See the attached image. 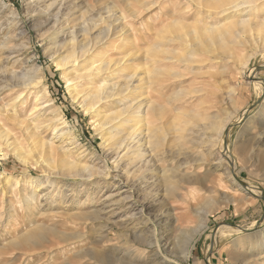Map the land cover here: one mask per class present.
<instances>
[{
	"label": "rangeland",
	"instance_id": "374dc122",
	"mask_svg": "<svg viewBox=\"0 0 264 264\" xmlns=\"http://www.w3.org/2000/svg\"><path fill=\"white\" fill-rule=\"evenodd\" d=\"M189 1L144 0L148 6L144 9L134 0H0V43L7 41L17 48L0 50V132L7 135L0 139V174L7 176L0 179V264H264L261 247L251 249L256 238L236 244L239 237L264 233V110L260 113L264 106V25L259 22L263 17L253 12L254 16L246 15L251 21L241 24L238 13L221 11L234 0ZM198 2L214 5L209 6L212 13L198 10ZM53 3L65 15L75 13L71 25L79 23L82 15L93 16L98 29L118 24L101 42L95 44L90 38L94 49L86 62L95 57L97 64L121 61L139 69L138 63L146 66L143 59L152 46L161 44L166 49L159 66L169 68L162 70L165 73L151 94L158 108L152 115L156 137L151 139L158 180H150L139 191L134 209L143 205L144 213L123 225L114 224H122L120 214L105 213L111 210L105 202L117 192L131 195L138 185L136 167L127 166L122 152L121 169L113 168L116 153L112 140H107L116 132L110 125L100 128L104 116L121 107L122 98L101 101L98 113L86 112L81 100L91 84L88 78H80L74 83L84 92L75 101L76 93L69 92L64 78L78 77V73L72 64L59 66L68 41L64 34L56 35L62 28L54 27L59 7L48 8ZM207 26L216 29L206 31ZM93 32L94 37L98 31ZM177 35L186 37V43L170 41ZM190 43L195 51H190ZM109 74L92 85L108 82ZM16 75L43 78L37 91L47 88L52 106L34 114V89L23 98L26 102H16L17 109L11 105L4 111L5 104H12L20 93L9 91L10 87L4 90ZM138 92L141 98L145 96ZM54 114H60L67 125L51 121ZM227 123L212 151L206 139L218 137L220 127ZM63 126L62 131L72 132L75 145L59 135L62 131L57 133ZM108 132L115 133L105 137ZM10 144L19 148L26 163L11 151ZM126 168L129 175L124 174ZM164 176L175 178L178 197L167 194ZM32 177L44 182L35 195L25 183ZM15 178H20L19 185L13 182ZM193 179L201 180L193 186L197 197H190L194 190L185 185ZM247 186L256 189L258 196L246 191ZM109 215L110 222L105 219ZM145 239L159 240L163 252L155 244H141Z\"/></svg>",
	"mask_w": 264,
	"mask_h": 264
},
{
	"label": "bare ground",
	"instance_id": "6f19581e",
	"mask_svg": "<svg viewBox=\"0 0 264 264\" xmlns=\"http://www.w3.org/2000/svg\"><path fill=\"white\" fill-rule=\"evenodd\" d=\"M143 1L144 0H134L135 3L142 5L144 9L148 8V6H146L145 2H143ZM191 1L192 0H190L189 2H191ZM129 2L130 1H128L127 3L129 4ZM148 3H150V2H148ZM148 3H147V5H148ZM195 4L196 3H194L193 5H195ZM206 4H208L210 7L214 8V5L212 6L211 3L207 2ZM56 5H58V4L56 3ZM53 6H54V3L49 5L48 8H51V10H52ZM209 6H207V5L204 6L203 2H198L196 4L197 9L200 11L202 10L203 13L213 11V10H211V8ZM218 6H220V5H218ZM54 7H56V6H54ZM54 7H53V9H54ZM57 7H59V6H57ZM67 8H70V7H67ZM73 8H75V7L73 6ZM193 8H195V7H193ZM61 9L62 8L59 7L58 13L54 17L55 18L54 27L57 25L59 27V29L62 28L63 33L58 32L56 35H57V37H60L64 34V36L67 37L68 45H66L67 48L65 49L67 54L62 59L61 63H59V66H61V68L62 67L67 68L68 65L69 66L74 65L73 71L75 74L78 73L77 74L78 77H74V78H71V77L66 78L65 77L64 78L66 83H67V88L69 89V92H71V93L75 92L76 93V96H74L75 101L78 99L79 94L84 92V90L79 91L77 86H75V83H74V81L76 79H80V78L81 79L82 78H85V79L88 78L90 80V84H91V88L88 89L87 92H85V95H84L85 98L83 100H81V104H83L87 110L86 112H94V113L97 112L98 113V111H99L98 105L101 103V101L108 100V99L113 98V97H114V99H116L115 98L116 96L122 98L121 99V102H122L121 107L119 109H117L115 112H113L111 115L104 116V118H103L104 120H103V122H101L100 128L104 127L106 125H110V128L115 130V132H116V133L115 132H108L105 134V137H107V136H110L112 133H115L108 140L106 139L107 141L112 140L114 152L116 153V159H114L115 160L114 162L116 163V165H113L114 166L113 168H115L117 170L118 167L121 166L120 165L121 164L120 161L122 160L121 153L123 152L122 156H127V159H128L127 161L129 162L127 166H129L130 168L136 167L135 173H134V174H137L135 176L136 177L135 182H138V185L141 186L138 188L137 187L138 185L136 184L134 186V189L132 188V190H131V195H123L124 192L123 193L117 192L115 195L113 194L112 196L111 195L108 196L107 199L105 198L106 199L105 203H108L106 206L107 207L106 209H111L109 212L106 211L105 213L106 214L111 213L112 217H113V215L115 216V215L120 214L121 217H124V219L122 220V224L117 223V221H115L114 224L123 225L125 222H130L132 219L138 218V216H141L144 213V211H145L144 207L145 206H143V205H142L141 209H134L136 204L139 202V196H140L139 191H141L143 187L147 186V184H148L147 182H149L150 180H153L154 183H156V180H158L156 178V175L158 174V172H157V170L153 169V167H154L153 160H154L155 154H154L153 148H151L152 142H153V141L151 142V139H153V137L154 138L156 137L155 133H154L155 130L152 127V115L156 113L155 111H157L158 108L156 109L155 101L153 100L154 97H152L151 94H152V91H154L155 86L159 83L161 76L165 73L162 70H167V68H169L167 66H159V65H161L160 62H162L161 59H164V58H161V52L162 51L164 52L166 49L163 50L164 48H162L161 44H156L154 47L152 46V48L149 49L147 56L146 57L144 56V59H143L144 62H146V66H144L145 65L144 63H143L144 65L142 63H138L139 65L137 64V66H138V68L140 67L139 69L129 68L130 66L128 64L122 65L121 61H119L117 63H115L116 62L115 61L113 64H112V62H106L104 64H100V63L97 64L94 61L95 57L89 58V59H91V61L86 62V60H87L86 57L88 55H91L90 52L94 49L93 46L91 47L92 44L90 43V40L92 39V42H94V40H96L95 44L101 42L106 37V35H105L106 32L107 31L110 32L111 28H115L114 25H116V24L111 22L110 24L108 23V25H105L104 27H101L98 29V27H99L98 22L96 20H94L95 18L93 19V16L91 19H88L84 15H82L79 23H75L74 25H71V22H72L71 18L75 13L74 14L68 13L67 15H65L64 12L61 11ZM230 9H231L232 13L235 12V13L239 14L240 19L238 20V22L241 24H246V23L250 22L251 19L246 18L247 17L246 15L247 14L249 15V14L254 12L253 14L258 15V16L261 15L263 17L262 19L259 20V22L262 25H264V0H234L233 2H230L221 11H222V13H224V12L230 11ZM78 10H76V11L79 12ZM99 13H100V11H99ZM214 13H217V12L215 11ZM207 14L209 15V13H207ZM238 14H237V16H238ZM253 14H251V15H253ZM132 15H133V13H132ZM99 17H101V16H99ZM133 17H134V15H133ZM74 18L79 19V16L74 17ZM67 19L69 20L68 22H67ZM106 20H107V18H106ZM121 20H123V19H121ZM101 21H105V18L102 19ZM119 21H117V22L119 23ZM65 22H67V25H64ZM90 22H92V23L90 24ZM67 27H69V30L67 29V31H65L66 30L65 28H67ZM96 29L98 32H97L96 36L93 37V35H94L93 33H95L93 31ZM214 29H216V28L210 27V26H207L205 28L206 31H210V32H212ZM54 32H56V31H54ZM185 38L186 37H184L183 35H180V36L177 35L170 41L171 42L179 41V42L186 43L184 41H187L186 40L187 38L186 39ZM9 44L10 43H8L7 41H5V42L3 41V43H0V45H1L0 50H3L7 46H8L9 51L14 50L15 47L9 46ZM58 44H60V43H58ZM189 45H190V51L196 50L195 45H191V43ZM64 46H63V48H64ZM15 49H17V48H15ZM138 58H136L135 63L138 62L137 61V60H139ZM141 58H143V57H141ZM182 60H185V59L183 58ZM104 61H106V60H104ZM140 61H142V60L140 59ZM167 61H170V59H167L166 62ZM83 62H86V64H81ZM70 64H72V65H70ZM129 64H131V63H129ZM245 65L246 64H244V66ZM77 68H79V69H77ZM127 70H130V71L126 72V74H125L124 72ZM6 71H8V70H6ZM106 73H110L108 82H105V83L103 82L104 84L99 85V86L98 85H96V86L92 85L93 80L94 81H95V79L99 80L100 77ZM28 76H30V75H28ZM176 77H179V75L177 74L175 76V78ZM0 78H3L2 75H0ZM13 78L15 81L4 86L5 87L4 90L7 89V87L8 88L10 87L9 91L16 90V93L19 91H20V93L18 95H16V97H14L12 104L5 102L6 106H4V111H8V109L10 108L11 105H13V107L17 109L19 103L16 105V102H18V101L19 102L22 101V103L26 102L25 100H23V98L27 94H30L29 93L30 90H34V89H36L35 97L37 99L35 106H33V108H32L34 111V114L41 111V110H44V108L52 106L53 103L51 102L52 100L50 99L48 89L44 88L43 91H40V90L37 91V89L43 83L42 82L43 78L37 77L38 78V80H37V79H32L30 77H27V75H20V76L16 75V76H13ZM256 78H258L257 75H256ZM0 80L2 81V79H0ZM5 82H6V80H5ZM1 83H0V85H1ZM139 89L143 92L142 94L145 95L142 98H141V96H138V94H139L138 90ZM128 91H129V93L125 94V92H128ZM3 97L5 98V96H3ZM6 97H7L6 99H8L9 96H6ZM79 101H80V99L77 102H79ZM108 101H110V100H108ZM105 103H106V101H105ZM24 105H28V103H25ZM161 107L164 108L163 106H161ZM19 108H21V107H19ZM11 110H13V108ZM263 110H264V106L260 109V113H263ZM159 111H162V110H159ZM101 112H102V110H101ZM161 113H163V112H161ZM91 114H93V113H91ZM4 115H5V113H4ZM262 116H264V115H262ZM50 120L51 121L54 120V122H57V123L62 121L61 124H66V122L63 121V118H60V114L59 115L54 114L53 118ZM228 123L224 124L222 127H220L221 133L218 135V137H214L212 135V136H208V138L206 139L207 142L205 144H207L206 146L211 147L212 151H215V148H217L218 143L222 140L221 134L228 127V125H229ZM64 128H65L64 126L59 128L60 130L57 133L62 131V129H64ZM113 130H111V131H113ZM59 135L67 136L68 141H69L68 143L71 145H75V137L73 136L71 131L63 130L62 132H60ZM4 137H7V135L3 136L2 132H0V139L2 140V139H4ZM112 142H110V143L112 144ZM159 142H160V140H159ZM161 142H163V141H161ZM11 146L12 145L10 144V148H11ZM72 149H74V148H72ZM72 149H67V150L70 151ZM154 149H156V147ZM11 151L16 153V155L20 161H22L24 163L27 162V159L22 157L21 154L19 153L20 152L19 148H17V147L11 148ZM80 153H82V151ZM155 158H157V157H155ZM42 161H43V165L46 164L45 169L50 170V166H49V164H47L46 160H42ZM65 162L68 163L69 165L75 166V167H77V165H78L76 161L65 160ZM120 169H118V170H120ZM229 171H231V170H229ZM165 173H166V171H165ZM50 174H51V172H50ZM124 174L129 175V169L126 168V170H124ZM114 176L118 177L117 174ZM6 177H7L6 175L0 174V179L6 178ZM28 178L25 181V183H26V185L28 184L29 186H31V188L33 189V193L35 195L40 189H42L44 182L38 178H35V177H32L30 179H28ZM164 178H165L164 184L166 186L167 194L175 195L176 197H178L179 195H178L177 191L179 188H178V184L175 183L176 182L175 178H171V177H167V176H164ZM13 182H15L17 185H19L21 180H20V178H15ZM200 182H201V180H199V181L195 180L194 181V179H193V180H188L187 183H185V185L191 187L194 190L193 193H190V195H189L190 197H197V194H199V193L197 191H195L196 188L193 186H196V184L198 186L200 184ZM10 183H12V182H10ZM198 190H200V189H198ZM245 190L248 192L250 191L254 196H258L257 190L252 188V187L247 186V188ZM16 191H18V190H16ZM203 191L204 190H202V192ZM208 193H209V191H208ZM151 194H152V192H148V195H151ZM37 196H38V194H37ZM26 201H27V199H26ZM116 207L118 208V212L113 211ZM110 218L111 217L109 215V217H106L105 219H107L110 222ZM155 230H156V228H155ZM154 233L156 236L157 232L155 231ZM35 237H37V236H35ZM252 237L256 238L257 240L254 243L252 241L251 249L256 250L257 247H261L260 250L264 251V233L263 232H259V233H256L254 235H247L245 237H239V238H237L236 244L241 245L245 242L246 239H249ZM148 240L147 239L141 240L142 241L141 244L144 243V245L146 244L147 246L155 244V245H157L158 250L160 252H163L164 247H163V245H161L159 240H155V242H151V241L148 242ZM108 241H110V240H108ZM191 251H192V248H190L188 250V252H187L188 256L191 255ZM260 257H261V260H264V253ZM162 258H164L166 260L165 257L162 256ZM167 262H168V260L166 261V263Z\"/></svg>",
	"mask_w": 264,
	"mask_h": 264
}]
</instances>
